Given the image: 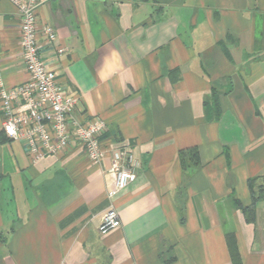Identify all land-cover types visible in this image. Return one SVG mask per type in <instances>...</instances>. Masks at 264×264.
I'll return each instance as SVG.
<instances>
[{
  "label": "crops",
  "instance_id": "1",
  "mask_svg": "<svg viewBox=\"0 0 264 264\" xmlns=\"http://www.w3.org/2000/svg\"><path fill=\"white\" fill-rule=\"evenodd\" d=\"M36 18L75 117L106 124L105 157L73 141L32 161L0 109V264H264V0H45ZM19 22L0 0L8 87L28 79ZM189 147L200 165L183 170ZM115 148L140 166L101 234Z\"/></svg>",
  "mask_w": 264,
  "mask_h": 264
},
{
  "label": "built area",
  "instance_id": "2",
  "mask_svg": "<svg viewBox=\"0 0 264 264\" xmlns=\"http://www.w3.org/2000/svg\"><path fill=\"white\" fill-rule=\"evenodd\" d=\"M16 9L20 24L21 54L28 71L23 83L8 87L0 65V109L2 131L6 137L22 144L32 161L62 152L73 141L85 147L93 163H103L105 150L100 137L106 129L100 118L79 121L74 115L75 101L64 93L42 56L37 41L36 9L45 0H9ZM42 33L47 43L55 38L54 29L45 24ZM57 48L56 53L62 52ZM140 163L127 148L111 151L107 173L111 176L106 195L110 204L98 227L101 234L120 225L113 198L131 183Z\"/></svg>",
  "mask_w": 264,
  "mask_h": 264
},
{
  "label": "trees",
  "instance_id": "3",
  "mask_svg": "<svg viewBox=\"0 0 264 264\" xmlns=\"http://www.w3.org/2000/svg\"><path fill=\"white\" fill-rule=\"evenodd\" d=\"M213 105H214V111H215V118H219V113H220V108L219 104L217 101V94H216V89L213 88ZM102 137H100L101 140ZM228 158V153L225 154ZM179 160L181 161V166L183 170L191 169L194 167H197L200 165V160H199V154L198 150L196 147H189L185 148L179 151L178 154ZM255 182V178L249 179V183ZM234 204L236 206H240V202L238 199L234 198ZM247 215H248V220H252V211L251 209H245Z\"/></svg>",
  "mask_w": 264,
  "mask_h": 264
}]
</instances>
